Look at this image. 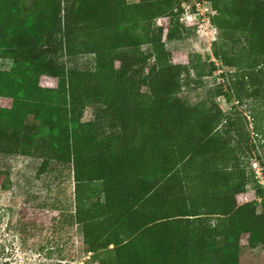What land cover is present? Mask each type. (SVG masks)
<instances>
[{
  "label": "trees",
  "instance_id": "obj_1",
  "mask_svg": "<svg viewBox=\"0 0 264 264\" xmlns=\"http://www.w3.org/2000/svg\"><path fill=\"white\" fill-rule=\"evenodd\" d=\"M202 1L211 56L167 47L194 33L183 0H0V190L14 155L73 187L18 213L23 243L50 230L64 258L81 228L96 264H242L243 244L264 247V0Z\"/></svg>",
  "mask_w": 264,
  "mask_h": 264
},
{
  "label": "rangeland",
  "instance_id": "obj_2",
  "mask_svg": "<svg viewBox=\"0 0 264 264\" xmlns=\"http://www.w3.org/2000/svg\"><path fill=\"white\" fill-rule=\"evenodd\" d=\"M202 10L203 14L195 22L194 33L181 40L167 41V47L170 50L183 55L193 52L212 55V42L217 32L209 22L206 8L203 7ZM192 16L190 13L186 15L188 19ZM11 61L10 58L2 59L0 67L9 69ZM80 62L90 63L91 58L85 56L80 59ZM215 80L216 77L212 82H216ZM182 94L195 99L198 96V89L186 88ZM3 103L7 104L6 100ZM84 117L92 118L91 108L86 110ZM2 163L8 171L11 183L10 188L0 190V264H96L97 260L93 258V254L86 251L81 228H78L76 234L74 233L73 238L69 240V242L75 241V244L65 245L64 258L55 251L57 247L55 244L59 241L65 242V238H60L58 233L44 229L35 239L29 238L26 243L22 242L15 230L18 213L28 214L32 211L42 213L41 211H45V207L56 199L65 203L73 187L68 180L61 182L60 177H57L58 172L38 175L40 160L37 158L20 155L6 156L2 159ZM61 175L64 177V174ZM65 177H67L66 174ZM259 209L262 210V207L259 206ZM241 262L242 264H264V247L243 244Z\"/></svg>",
  "mask_w": 264,
  "mask_h": 264
},
{
  "label": "built area",
  "instance_id": "obj_3",
  "mask_svg": "<svg viewBox=\"0 0 264 264\" xmlns=\"http://www.w3.org/2000/svg\"><path fill=\"white\" fill-rule=\"evenodd\" d=\"M185 7L187 8V14H192L193 16H196L197 18H199L200 15L203 14V10L202 8L205 7L206 8V14H208L209 12H213L212 9V5L209 2L206 1H202V0H183ZM196 5V10L194 13H192L191 11H194L191 9V3ZM253 168L255 170L256 176L259 180V182L261 184L264 185V172H263V168L261 166V164L258 161H253L252 163Z\"/></svg>",
  "mask_w": 264,
  "mask_h": 264
}]
</instances>
